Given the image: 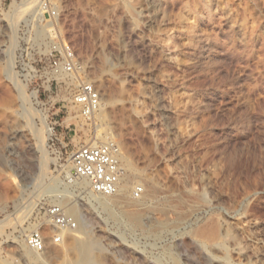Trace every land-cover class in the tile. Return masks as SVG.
<instances>
[{"label":"rangeland","instance_id":"1","mask_svg":"<svg viewBox=\"0 0 264 264\" xmlns=\"http://www.w3.org/2000/svg\"><path fill=\"white\" fill-rule=\"evenodd\" d=\"M50 1L104 106L95 126L70 119L72 85L45 74L49 27L21 14L11 42L27 0H0V264L74 263L75 231L54 245L43 227L40 253L24 242L60 204L99 240L100 264H264V0ZM31 113L54 128L42 153ZM111 137L129 206L65 180L72 150Z\"/></svg>","mask_w":264,"mask_h":264},{"label":"built area","instance_id":"2","mask_svg":"<svg viewBox=\"0 0 264 264\" xmlns=\"http://www.w3.org/2000/svg\"><path fill=\"white\" fill-rule=\"evenodd\" d=\"M28 2L30 0H27ZM59 10L50 0H38L33 13L26 22L42 27L48 26V45L45 49V74L51 84L72 89L68 99L69 117L79 119L88 125H94L102 106V94L95 83L89 78L86 64L78 57L74 46L64 40L55 31ZM54 131V128H52ZM49 141H52V137ZM122 151L112 138H106L103 143L96 145H80L68 155L70 175H66L68 183L84 181L91 195L110 197L117 193L125 179L121 165ZM143 193L140 186L132 190V197L138 199ZM30 231L25 237L26 247L36 253L45 250L43 227L54 231L52 243H62L61 233L77 230V222L65 212L61 205H50L43 209V223Z\"/></svg>","mask_w":264,"mask_h":264},{"label":"bare ground","instance_id":"3","mask_svg":"<svg viewBox=\"0 0 264 264\" xmlns=\"http://www.w3.org/2000/svg\"><path fill=\"white\" fill-rule=\"evenodd\" d=\"M36 3H37V0H30L29 2L27 1L26 3H23L20 6L14 8L16 10H15V12L13 14H11L10 21H9L10 27H11L12 32H13V36H11V38H10L11 39V42H14L15 41V36H14L15 35V32H16V30H15V28H16L15 27V23H16L15 20L21 14H25L27 12H32L33 13V9H34ZM8 20H9V18H8ZM189 34H190L191 38H197L198 37L197 32L194 29H191V31L189 32ZM201 38H202V36H201ZM13 50H14V44H12L11 49L9 51V56L11 58L10 59V64L14 63V62H12ZM103 106H104V103L102 102L101 111L103 109ZM35 116L36 115L33 114V113L30 114V116H29L30 117V124L32 123L31 125H32L33 133H34L35 138H36V144H37L36 147H37V150L42 153L43 150H44L45 144L48 142V140L50 139V137L54 134V131H53L52 128H50L47 125L45 118H43V119L41 118V123H42L41 124V128L36 127L34 125V123H33V120H34V117ZM43 133L45 135V138L44 139L41 136ZM112 139L115 140L114 138H112ZM115 141L119 145V142L117 140H115ZM96 144H99V143H94V142L92 143V145H96ZM29 147L30 146H28V148ZM122 159H124V155L123 154H122ZM125 161H126V159H125ZM13 166H15L16 169L22 174L20 181H21L22 186H23L24 183L29 178L28 172L26 171V168H25L26 166L25 167H22L20 165H13ZM124 166L126 167V170H131V165L128 163V161H126V163L124 164ZM70 170L71 169H69V167L66 168V171H65L66 175H70ZM75 183L77 185L82 186L83 188H87V183L84 182V181H75ZM130 184L131 183L129 181H127V179L125 178L123 180L122 184L120 185L117 193L114 194V195H112V196H110V197L95 196V195H91L89 192H87V194L90 196V198H92L94 200H104V203L103 204H106V205H108V204H116V205H119L120 206V205H123L124 204V206H129L130 203L128 201L123 200V198H121L119 195H120V193H122V192L126 191L127 189H129ZM110 198H114V199H112L111 201H107ZM68 211L70 213V216L76 222L79 223V228H77V230H75V232L78 233V235L76 237L79 240V242L75 243L71 247V251L77 255V259L72 264H100L101 263V258L98 255V252H99L100 244L101 243L99 242L98 239H96L93 236L89 235V232L82 231V226L84 225V220H83L81 214L79 213V211L77 210V208L75 207V205L69 207ZM139 216H140L139 213L138 214L137 213L134 214L133 215V220L135 222H137ZM67 232L69 233L70 231H67ZM101 251H102V249H101Z\"/></svg>","mask_w":264,"mask_h":264}]
</instances>
